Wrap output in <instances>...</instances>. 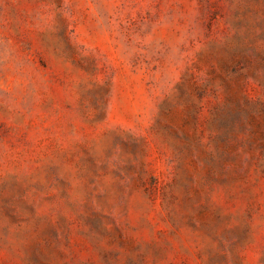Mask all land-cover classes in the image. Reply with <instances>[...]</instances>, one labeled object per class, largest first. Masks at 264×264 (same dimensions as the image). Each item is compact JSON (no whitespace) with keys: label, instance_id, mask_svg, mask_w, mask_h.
Listing matches in <instances>:
<instances>
[{"label":"rangeland","instance_id":"1","mask_svg":"<svg viewBox=\"0 0 264 264\" xmlns=\"http://www.w3.org/2000/svg\"><path fill=\"white\" fill-rule=\"evenodd\" d=\"M0 264H264V0H0Z\"/></svg>","mask_w":264,"mask_h":264}]
</instances>
